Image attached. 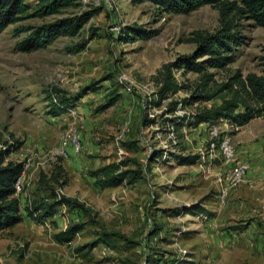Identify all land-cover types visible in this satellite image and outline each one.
Returning <instances> with one entry per match:
<instances>
[{
	"label": "rangeland",
	"instance_id": "1",
	"mask_svg": "<svg viewBox=\"0 0 264 264\" xmlns=\"http://www.w3.org/2000/svg\"><path fill=\"white\" fill-rule=\"evenodd\" d=\"M98 7V16L77 36H62L39 51L16 50L27 35L19 31ZM131 25L157 35L119 41L120 29ZM218 28V11L212 7L172 15L130 0H82L79 8L5 28L0 34V150L19 147L7 160L23 162L25 170L16 193L23 222L0 233V264H147L146 259L157 264L153 260L161 258L158 264H264V117L239 129L225 121L196 126L194 115L219 100L179 103L174 115L165 114L167 105L188 98L190 91L155 103L154 78L161 66L193 53L195 46L184 43L193 31L211 34ZM237 29L243 37L237 59L225 70L211 71L217 82L237 70L264 76V28L243 19ZM173 75L189 84L197 77L177 70ZM94 83L95 91L82 92ZM52 90L74 107L53 116L47 101ZM182 117V127L173 129L171 121ZM145 118L151 124L144 126ZM125 141L138 150H126ZM158 150L162 155L150 160ZM226 151L236 158L227 159ZM176 155L199 158L194 165H179ZM124 157L141 163L140 182L99 190L90 171ZM56 164L68 178L57 191L84 204L94 219L66 244L53 235L70 223L89 221L88 215L61 207L55 224L43 225L25 215L28 199L39 194V173L50 174ZM104 231L116 234L114 247L76 251Z\"/></svg>",
	"mask_w": 264,
	"mask_h": 264
},
{
	"label": "trees",
	"instance_id": "2",
	"mask_svg": "<svg viewBox=\"0 0 264 264\" xmlns=\"http://www.w3.org/2000/svg\"><path fill=\"white\" fill-rule=\"evenodd\" d=\"M132 5L140 3H149L157 9L158 12L167 14L188 15L192 11L201 7H212L218 11L219 28L215 33L205 31H193L190 37L184 40V43L193 44L195 50L190 55H181L173 62L165 63L158 70L154 78L158 87L156 92L159 105L161 101L175 95L179 91H190L188 98L180 102L169 103L166 109L168 115H174L178 104L192 105L194 103L212 102L219 100V105L211 108H203L194 115L193 125L201 124L213 125L218 121H225L231 128L239 129L250 121L264 117V76L256 73L243 75L239 70L231 73L225 80L217 82L215 72L212 70H225L237 59L236 51L242 44L243 37L237 29L238 22L243 19H250L256 25L264 28V0H130ZM82 0H0V34L9 25L15 24L24 19H41L53 17L61 14V11L67 9L79 8ZM101 8H91L87 11H81L80 15L73 17H64L52 22L44 23L38 27H28L24 40L16 45V50L20 53L34 52L47 48L54 41L62 36H77L81 28L90 18L98 16ZM157 35L156 30H147L141 25L124 26L120 29L118 40L126 43H134L137 40H148ZM94 33H92V37ZM87 41L82 43L76 52L80 53ZM174 70L181 71L182 76L195 74L197 77L193 82H180L174 77ZM109 79V77H108ZM98 83V82H97ZM97 83L88 85L82 92L87 90L95 91ZM113 92L108 97L115 96ZM50 113L53 116H59L70 108L74 107L73 101L62 96L59 90H52L47 94ZM107 105H113L114 98H107ZM177 118V117H176ZM176 118H174L176 120ZM179 119V118H177ZM185 117L179 122L170 120L173 129L180 128L183 125ZM168 121V120H166ZM152 120L143 119V125L151 124ZM20 145L19 143H17ZM123 147L128 151H137L138 147L133 141H125ZM19 147L9 145L6 149L0 150V233L10 230V228L23 222L21 214L20 195H16V182L21 178L25 170L23 162H14L7 160L9 155ZM158 150L151 155V159H156L162 155ZM179 165H194L199 156H174ZM141 163L135 157H124L119 162H111L102 167L90 171L89 176L94 180L96 187L103 191L105 189H116L125 186H135L140 182L143 175ZM36 198H29L28 206L25 209V215L28 220L37 224H46L52 220L58 209L61 207L69 210H79L82 214L88 215L86 222L70 223L66 229L58 231L53 235L56 242L66 244L74 240L75 236L88 225V222H94L93 215L84 204L79 201L61 195L57 191L68 185L67 174L61 164H56L50 174L40 172L37 180ZM44 191V192H43ZM49 192L47 196L44 193ZM192 208H199L196 205ZM191 213H194L191 211ZM157 232H153L152 235ZM116 234L102 232L98 239L85 246L78 248V253L92 250L99 244H106L114 247V238ZM84 254V256H85ZM158 254V253H155ZM149 264L150 259H146ZM154 263H160V260H153Z\"/></svg>",
	"mask_w": 264,
	"mask_h": 264
},
{
	"label": "built area",
	"instance_id": "3",
	"mask_svg": "<svg viewBox=\"0 0 264 264\" xmlns=\"http://www.w3.org/2000/svg\"><path fill=\"white\" fill-rule=\"evenodd\" d=\"M65 154V151H64V153L62 154V155H64ZM226 155H227V159H233V158H236V155H233L232 156V154H229L228 153V151H226ZM250 172V171H249ZM249 172H245V173H249ZM230 173H231V170L230 171H228V176L230 175ZM18 185V184H17Z\"/></svg>",
	"mask_w": 264,
	"mask_h": 264
},
{
	"label": "bare ground",
	"instance_id": "4",
	"mask_svg": "<svg viewBox=\"0 0 264 264\" xmlns=\"http://www.w3.org/2000/svg\"><path fill=\"white\" fill-rule=\"evenodd\" d=\"M227 156V155H226ZM16 184H18V185H16V192L17 191H19L20 190V178L17 180V182H16Z\"/></svg>",
	"mask_w": 264,
	"mask_h": 264
}]
</instances>
